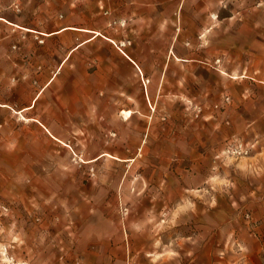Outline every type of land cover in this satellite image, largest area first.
Wrapping results in <instances>:
<instances>
[{"label": "rangeland", "instance_id": "1", "mask_svg": "<svg viewBox=\"0 0 264 264\" xmlns=\"http://www.w3.org/2000/svg\"><path fill=\"white\" fill-rule=\"evenodd\" d=\"M69 2L44 0L46 29L48 12L63 20ZM41 5L14 0L8 9L24 16ZM102 11L99 38L132 58L137 34L129 31L130 20ZM32 35L44 44L42 34ZM244 68L219 54L169 66L172 79L152 82L142 72L151 108L142 100L131 119L129 112L116 113L100 130V145H90L85 130H62L58 137L44 129L41 160L15 161L14 153L1 151L0 264H91L92 253L98 255L93 264L96 258L99 264H264V203L254 192L259 178L245 175L257 168L249 158L260 153L259 141L248 140L244 115L229 111ZM235 122L244 137L229 133ZM181 127L193 133L188 151L186 139L181 149L172 138ZM101 150L118 159L95 160ZM167 185L179 191L169 205Z\"/></svg>", "mask_w": 264, "mask_h": 264}, {"label": "crops", "instance_id": "2", "mask_svg": "<svg viewBox=\"0 0 264 264\" xmlns=\"http://www.w3.org/2000/svg\"><path fill=\"white\" fill-rule=\"evenodd\" d=\"M13 1L0 0V152L11 151L15 161L41 160L44 129L58 137L62 130H85L88 143L100 145V130L109 128L116 113L129 112L131 119L142 100L151 108L153 94H142L135 64L155 82L172 79L169 66L201 64L212 55L224 54L230 64L245 66V79L231 88L229 111L244 115L248 140L259 141L260 153L249 158L257 168L245 175L259 178L254 180V192L262 195L264 203V0H81L75 4L69 0L63 20L53 19L56 11L48 12L50 29L45 25L44 0L42 7L27 10L24 16L8 9ZM103 8L111 16L130 20L129 31L137 34L132 58L99 38L106 25ZM212 13L218 20L211 19ZM34 32L44 36V44L33 39ZM16 43L19 50L12 49ZM14 112H21L26 121H19ZM241 130L235 122L229 133L239 136ZM192 134L189 127H181L172 138L175 144L181 140V149L186 139L188 151ZM108 155L101 150L95 160ZM178 195L165 186L167 205ZM78 251L76 247L72 255ZM94 264H99L97 258Z\"/></svg>", "mask_w": 264, "mask_h": 264}, {"label": "built area", "instance_id": "3", "mask_svg": "<svg viewBox=\"0 0 264 264\" xmlns=\"http://www.w3.org/2000/svg\"><path fill=\"white\" fill-rule=\"evenodd\" d=\"M120 51H121L122 54H124V55L128 58V55H126L122 49H120ZM134 64H135V63H134ZM135 66L138 68V70H139V72H140V74H141V76H142V82H143V84H144V86H145V88H146L147 85H146V82H145V80H144V78H143V74H142L141 70L139 69V67H138L136 64H135Z\"/></svg>", "mask_w": 264, "mask_h": 264}, {"label": "bare ground", "instance_id": "4", "mask_svg": "<svg viewBox=\"0 0 264 264\" xmlns=\"http://www.w3.org/2000/svg\"><path fill=\"white\" fill-rule=\"evenodd\" d=\"M175 188V187H174ZM126 191V190H125ZM167 197V196H166ZM179 214V213H178ZM180 216H181V214H180ZM181 220V219H180ZM163 222V221H162ZM180 224H181V222H179ZM148 225V224H147ZM152 225V224H151ZM154 225V224H153ZM165 227V226H164ZM163 227V228H164ZM165 229V228H164ZM168 230V229H167ZM158 232V231H157ZM173 234V233H172ZM179 236V235H178ZM171 237V236H170ZM129 241H130V239H129ZM161 242V241H160ZM162 244V243H161ZM158 252V250H156V249H154L153 250V253L155 254V253H157ZM94 255V254H93ZM91 261H93V259L91 260ZM166 261V260H165Z\"/></svg>", "mask_w": 264, "mask_h": 264}]
</instances>
